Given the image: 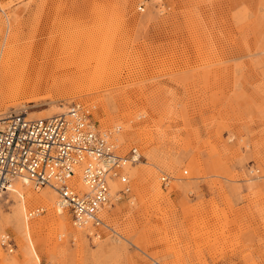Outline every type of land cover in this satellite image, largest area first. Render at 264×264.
<instances>
[{
	"label": "rangeland",
	"instance_id": "rangeland-1",
	"mask_svg": "<svg viewBox=\"0 0 264 264\" xmlns=\"http://www.w3.org/2000/svg\"><path fill=\"white\" fill-rule=\"evenodd\" d=\"M8 48L60 58L66 82L0 80V115L80 103L143 159L99 238L18 183L0 264H264V0H0V70Z\"/></svg>",
	"mask_w": 264,
	"mask_h": 264
},
{
	"label": "built area",
	"instance_id": "built-area-1",
	"mask_svg": "<svg viewBox=\"0 0 264 264\" xmlns=\"http://www.w3.org/2000/svg\"><path fill=\"white\" fill-rule=\"evenodd\" d=\"M141 158L137 148L121 155L112 133L97 130L89 110L80 103L47 119L11 113L0 120V206L19 180L28 181L35 190L51 188L58 195L57 206L68 211L74 225L99 238L100 228L105 227L100 214L115 197L131 198L125 171ZM161 182L166 188L170 179L163 175ZM115 183L119 188L113 195ZM41 214L38 209L29 217ZM0 245L9 253L16 248L8 234L1 237Z\"/></svg>",
	"mask_w": 264,
	"mask_h": 264
},
{
	"label": "bare ground",
	"instance_id": "bare-ground-1",
	"mask_svg": "<svg viewBox=\"0 0 264 264\" xmlns=\"http://www.w3.org/2000/svg\"><path fill=\"white\" fill-rule=\"evenodd\" d=\"M13 43H14L13 38L11 39V41L10 40L7 41V44H9V45L10 44L12 45ZM44 57H45L44 59H41L40 56H38V55H34V54L27 55L26 51H20V50L14 51L13 48H8V51H7V53H5V56H4V58H6V59L3 61V65H2L1 70H0V80H2V81L3 80H19V79H22V78H27L28 80L27 79L26 80L28 82L30 80L36 81L37 83H40V82L42 83V82L45 81L46 84H48L49 86H51V84L52 85L53 84H57L58 82H61V83L66 82V80L63 78L65 74L63 75V77H62V74H61L62 72H61L60 68H61L62 64H61L60 58H58V59H55V58L49 59V56L47 55V53H46V55ZM64 59L66 61V58H64ZM68 60H70V57H69ZM74 62H76V60ZM70 66H71V64H70ZM62 69H64V67H62ZM65 69H66V67H65ZM64 72H65V70H64ZM66 73H68V72H66ZM65 77H66V75H65ZM35 85H37V84H35ZM65 112L66 111H64L62 113H65ZM25 113H26V115L28 114V112H25ZM62 113H59V114H62ZM59 114H56V115H59ZM5 115H6L5 113L1 114L0 115V120L5 119L7 117ZM56 115H54V116H56ZM54 116H52V117H54ZM133 148H136V147H133ZM139 156H142V155H141V153L138 150V157ZM142 159H143V156H142L141 160ZM141 160L139 162H136V163H133V164H128V168H126V171H128V170L130 171V169L135 168L136 165L141 163ZM126 171H125V173H126ZM21 181L29 183L26 180L25 181L24 180H19V181L15 182L12 191L14 190L15 186L18 185V183L20 184ZM79 188H83L82 184H79ZM117 188H118V185L115 183L113 185V195L118 191ZM45 189H48V191H46L45 194H43L40 197H35V196H32V195L28 194L27 195V199H26V203L30 204V203H32L34 201H39L42 205L48 206V205H50L51 201L55 200L54 201V206H55V209H56V211H55V215L56 216L54 217V219H51V220L53 222L57 223V222H59V219L57 217L64 215V213L66 214V210H64V209H62V208L57 206L58 195H57L56 191L51 189V188H45ZM112 206H113V204L111 206H108L107 209L104 210L100 214V217L103 219V221L105 223V227L106 228H110V229H113V228L107 224L105 215L112 208ZM32 212H35V211H32ZM35 217H37V216H34L33 218H35ZM53 224H55V223H53ZM77 230L82 231L84 234H85L86 231L90 232V230L88 228H78ZM113 231L116 232L115 230H113Z\"/></svg>",
	"mask_w": 264,
	"mask_h": 264
}]
</instances>
